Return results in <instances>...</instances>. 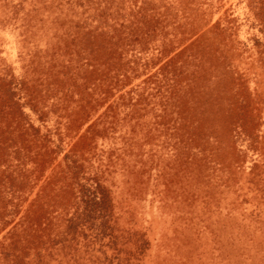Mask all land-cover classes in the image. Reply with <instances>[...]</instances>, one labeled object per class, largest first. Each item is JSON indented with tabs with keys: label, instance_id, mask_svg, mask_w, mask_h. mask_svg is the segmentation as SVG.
Returning a JSON list of instances; mask_svg holds the SVG:
<instances>
[{
	"label": "rangeland",
	"instance_id": "obj_1",
	"mask_svg": "<svg viewBox=\"0 0 264 264\" xmlns=\"http://www.w3.org/2000/svg\"><path fill=\"white\" fill-rule=\"evenodd\" d=\"M0 264H264V0H0Z\"/></svg>",
	"mask_w": 264,
	"mask_h": 264
}]
</instances>
